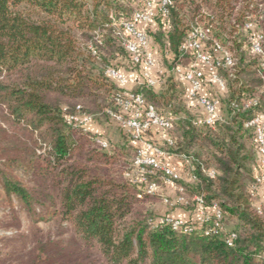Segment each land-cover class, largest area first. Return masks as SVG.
<instances>
[{"label":"trees","instance_id":"obj_1","mask_svg":"<svg viewBox=\"0 0 264 264\" xmlns=\"http://www.w3.org/2000/svg\"><path fill=\"white\" fill-rule=\"evenodd\" d=\"M153 1L154 38L176 58L190 28L202 24L211 31L205 49L216 40L233 59L218 69L224 111L212 124L199 98L187 106L173 76L161 90L147 82L137 90L172 120V142L162 147L191 160L193 183L151 165L135 183L126 176L141 147L133 134L104 147L72 119L120 110L128 90L107 68L121 57L136 66L125 45L132 36L120 24L139 25L135 13L146 11V0H0V206L16 219L20 208L34 223L59 217L73 233L37 241L26 264H72L77 250L75 264L91 263L88 251L105 264H264V203L256 195L255 131L247 126L264 112V61L249 55L243 31L251 16L264 30V0H170L168 13ZM168 180L198 218L178 227L170 214L156 219L158 206L173 207L172 200L148 188Z\"/></svg>","mask_w":264,"mask_h":264},{"label":"rangeland","instance_id":"obj_2","mask_svg":"<svg viewBox=\"0 0 264 264\" xmlns=\"http://www.w3.org/2000/svg\"><path fill=\"white\" fill-rule=\"evenodd\" d=\"M122 3L127 5L126 1H122ZM122 20L123 21L121 22L120 26H122V28H124L125 30H126V25L129 22H133V21H129L131 19H126V18ZM202 27H203L202 24L192 26L189 30V34L192 31H194L196 28H202ZM138 28L146 30L150 36L151 41H150L149 51L152 53V55H154L155 65L151 67H141L137 65L134 66L129 60H128L129 62L126 61L125 57H121L117 60H114L112 64L108 66L107 70L109 68H114L115 70L120 71V73H122L124 75V78L126 77V79L122 81L112 75L113 79L123 89H126L131 92H138L137 90L139 89V87L143 82H147L149 85H153L154 87L158 88V90H161L163 86L166 84L164 80H166L168 77L173 76V78L181 82L184 88L183 100L186 102L187 106L190 105L192 106V99L190 100L186 98V91L189 83L184 79V77L179 76L176 73V67L180 66L183 70H189L191 68H199L201 70H204L205 72L206 79L204 82L210 84V85L205 84V88L207 89L203 93H205L206 95H204L203 93L202 95L217 99L218 113L220 116H222L224 110L222 108L221 103H222V95H224L225 89L220 88L214 81H212V76L210 71L208 70L207 66H205L203 63L197 60V58L195 57L196 54L193 51H189L185 54H183L182 52V54L176 58L175 53L171 50L169 45L163 44L162 42L154 38L153 32L158 33V24L156 22L147 24L140 21ZM243 31L246 34V37H248L247 43L249 44V48H248L249 55L251 57H257L261 62H263L264 55H263L261 42L264 38V30L262 28V25L260 24L259 19L256 16L249 17L248 21L245 23L243 27ZM94 37L95 40L99 44H101L102 37L100 30L94 31ZM130 38L131 37H128V39ZM218 44L220 45V48H218ZM91 46L92 45H90V47ZM95 48L96 47H94V49ZM208 51L210 54L214 56L216 55L223 56L225 52H228L231 55L228 47L216 40L214 45L208 47ZM128 80H131V82H127ZM134 82H138V83L134 84ZM209 93H211L210 95L212 97L209 95ZM193 104L195 105V103ZM135 109L136 107L133 106L132 111H126L121 104L119 111L108 112L109 117L104 115L102 116V114H98V115H91L92 120L89 122L86 121L81 122V119L74 121L77 124L82 125L85 128V130L91 133L93 136L95 134L97 138H103L108 142L117 143L121 141L124 132L132 133L131 129L125 124L126 121L133 116L132 113L134 114ZM193 109L196 110V107ZM159 112L160 114L162 113L160 109ZM167 114L168 116H172L170 112ZM261 114H264V112L260 114H256L254 117L259 116ZM200 115L203 116L202 114ZM81 116L83 115H80L79 117ZM179 116L182 115L180 114ZM179 116L177 115L173 116L172 119L174 118V120H177ZM161 131L162 130L159 129V127H153V129L146 131L145 134L148 135L149 140L152 141L151 137L154 135V133L155 132L160 133ZM163 132L168 133L166 131ZM256 155L258 160L256 168L259 171L260 166L258 163L259 160L261 159L258 156L257 151H256ZM137 158L138 156L134 160V166L132 167V169L126 172V176L134 179L135 183L140 184V182H142V180L144 179V174L140 171L141 169L137 167V163H136ZM163 161L168 166V162H166L165 158L163 159ZM189 161L192 165L191 160ZM157 190L159 192H162L166 199L170 198L172 200L173 207H171V205H168L163 201L164 203L162 202V204H160L157 208L156 219L158 218V220H160L161 218L169 214L173 216L172 215L173 213L175 214L174 218L176 219H186V217L183 216V210L186 209L183 206V204L186 203V199L182 193L184 191H182V189H179L178 187H176L175 189L167 188L166 185L163 187L162 186L158 187ZM256 195H257L258 205L261 204L263 205L264 184L261 185L258 188V190H256ZM177 201L180 203H177ZM171 208H174V210ZM17 210L20 216L19 219L15 218V215L12 213V211L9 208L0 206V264H26L35 250L34 248L36 247L37 241L41 239H46L48 237L55 239H61V238L69 239L70 236H73L69 224L65 221H61L59 217L52 218L49 221H40L38 223H34L23 210H21L20 208H18ZM198 217L199 214L195 218ZM77 254H79L78 250L74 253V257L70 259L72 264H75L76 260L78 259ZM90 254H92L91 257L88 251L86 256L89 257L93 261V263L92 261L91 263L90 261H88V264H105L103 261L96 258L94 251L91 252ZM93 255H94V260L92 259Z\"/></svg>","mask_w":264,"mask_h":264},{"label":"built area","instance_id":"obj_3","mask_svg":"<svg viewBox=\"0 0 264 264\" xmlns=\"http://www.w3.org/2000/svg\"><path fill=\"white\" fill-rule=\"evenodd\" d=\"M147 7L146 11H137L135 13V18L144 23H153L154 17L158 11L153 0H146ZM170 0H161L159 9L168 13V5ZM127 32L132 36L125 42L126 48L129 51L131 60L134 64L141 67H151L155 65L154 55L149 51L150 46V36L148 32L144 29H139L137 23L129 22L126 25ZM209 28H196L192 31L184 44L181 47L183 54L193 51L196 55L195 57L205 66L211 73L212 81H214L220 88H226V81L219 75V67H228L233 64L232 56L225 52L223 56L212 55L208 50L205 49L206 42L210 38ZM218 48L220 45L218 44ZM94 53H97L95 50ZM108 73L117 77L120 80H124V75L120 71L114 68H109ZM176 73L179 76L184 77V79L189 83V89L186 92L187 99L199 98L201 105L205 112V121L209 124L214 123L220 115L218 113V101L217 99L210 98L207 96H198L204 86L205 72L199 68H191L189 70H183L180 66L176 67ZM147 75V74H146ZM120 103L126 111H132L133 106L136 107L132 117L126 121V124L132 131L134 138L140 143L141 147L138 149L137 167L140 168L141 172H145V165H151L154 167H160L164 169L167 174L172 175L174 178H180V174L173 170L171 167L167 166L163 159L166 155L165 150L161 145L152 142L145 138V132L153 127H159L163 131L168 132L172 128V120L164 115L160 114L158 108L152 104L146 102L144 96L139 92L126 91L120 99ZM72 119L79 120L81 122H89L92 120L91 115H83L81 117H73ZM247 126L253 127L255 129V142L256 151L260 157L259 161V171L257 174V181L263 185L264 184V114L253 117L247 122ZM172 142L171 137L167 139ZM98 141L104 146L109 147V142L103 138H98ZM192 170L194 166L192 165ZM214 174V171L211 172ZM144 180V179H143ZM157 189L156 184L152 183L149 185L148 190L150 192ZM200 203H203L202 198H198ZM213 209L217 215V226H220L219 221L222 218V213L217 204H214ZM207 220L208 216H204ZM171 220V219H168ZM184 224L183 219H175L174 226L178 227ZM235 236V234L233 235ZM231 244L232 240H228Z\"/></svg>","mask_w":264,"mask_h":264},{"label":"crops","instance_id":"obj_4","mask_svg":"<svg viewBox=\"0 0 264 264\" xmlns=\"http://www.w3.org/2000/svg\"><path fill=\"white\" fill-rule=\"evenodd\" d=\"M125 79H126V77H125ZM127 82H131V80H128ZM135 83H138V82H134V84ZM205 84H207V83L204 82V87L201 90V93L205 92V90L207 89V88H205ZM207 85H210V84H207ZM189 87L190 86L188 84L187 90L189 89ZM203 94L206 95L205 93H203ZM210 94L211 93H209V95ZM168 137H169L168 133H165L162 130L160 133L155 132L154 135L151 137V139L155 143L162 145L168 139ZM164 158L166 159V162H168V166H170L173 170L177 171L181 175V178H183L185 181L191 182V183H193L195 181V176L193 174L192 165H191L190 161L185 156L166 153ZM255 171H256V173H258L257 169ZM166 187L175 189L177 186H176L174 181L168 180L166 182ZM176 213H178V212H176ZM172 215L175 216L174 213ZM183 216H185L186 218H195L197 215L195 214V212L193 210H188V209L186 210L185 209V210H183Z\"/></svg>","mask_w":264,"mask_h":264}]
</instances>
